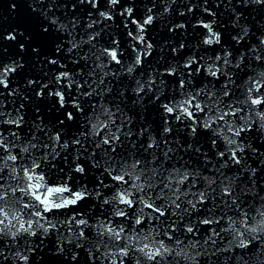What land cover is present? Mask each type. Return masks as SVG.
I'll use <instances>...</instances> for the list:
<instances>
[{
    "label": "snow or ice",
    "instance_id": "1",
    "mask_svg": "<svg viewBox=\"0 0 264 264\" xmlns=\"http://www.w3.org/2000/svg\"><path fill=\"white\" fill-rule=\"evenodd\" d=\"M157 3L166 13L176 0H151L141 22L134 12V0L132 6L127 0H107L106 4L102 0H49V10L54 4L65 9L70 6L73 12L81 7L88 10L90 22L83 25L87 39L77 32L80 21L75 15L64 23L60 16L41 13L47 20L42 32L51 28L58 39L42 61L53 75L49 77L45 71L26 83L35 96L33 120L39 121L33 125L35 132L30 129L21 137L13 130L22 129L25 123L20 113L25 108L23 101L32 103L28 96L22 97L18 107L0 111V126H8L0 130V264H33L32 257L46 240L55 245L54 255L63 257L67 264H80V252L91 243L86 231L93 228L100 242L87 250L91 264L100 258L97 253L102 246L107 249L102 254L106 264H201L199 257L207 255L211 259L221 251L217 241L226 240L231 248L241 250L237 264H253L248 255L253 248L258 264H264L260 260L264 256V152L260 151L264 146V70L248 76L243 99L236 95L239 89L231 72V67L239 70L245 59L264 66V32L256 37V43L242 44L249 40L250 28L240 23L242 14L232 9L235 34L231 39L245 49L235 65L233 52L223 48L224 55L217 54L214 61L210 57L206 69L201 63L204 58L193 54L183 65L149 73L147 79L143 73L136 77L138 66L152 53L153 44L144 34L156 18L153 11ZM237 3L264 7V0ZM207 4L208 0H201L199 8L210 19H198L194 27L206 30L201 33L204 45H221V32L214 30V26L219 27L217 13ZM105 7L106 11L101 10ZM196 7L189 0L180 17ZM117 8L121 9L120 17L137 26L136 35L128 32L139 45H132L136 56L128 65L119 40L113 39L111 45L105 41L97 47L104 29L94 30L98 20L93 13L107 22L113 20ZM179 29H186V25L173 23L168 30ZM0 39L15 41L17 36L8 32ZM85 46L88 52H84ZM24 47L23 43L19 45L21 51ZM185 47L181 41L178 48L171 47V52ZM32 51L38 53L39 49L34 47ZM68 57L76 65L71 71L61 63ZM21 67L18 60H0V91L4 96L19 94L11 81ZM85 68L90 69L86 74ZM202 71L207 73L205 80L208 76L213 79L198 87L201 82L193 83V79ZM124 75L128 84L117 92ZM168 77L174 78L173 91L178 88L183 99L177 101L175 96L164 94ZM114 92L116 96L109 100ZM40 102L54 114L50 127ZM129 102L131 116L125 112ZM13 111L17 113L15 118ZM153 111L162 122L155 129L148 122V114ZM249 133L260 143H246ZM201 137H206V144L200 143ZM185 154L190 157L187 161ZM192 156L202 161V166L193 168ZM42 164H51L61 183L47 182L44 172L39 171ZM90 169L100 174L91 189L85 180ZM113 188L114 194H105ZM88 202L101 210L112 205V217L98 218L95 225L90 224L92 216L83 211ZM59 216L67 219L60 220ZM115 217L125 223L114 224ZM65 226L67 237L61 231ZM204 232L208 235L201 246L199 237Z\"/></svg>",
    "mask_w": 264,
    "mask_h": 264
},
{
    "label": "water",
    "instance_id": "2",
    "mask_svg": "<svg viewBox=\"0 0 264 264\" xmlns=\"http://www.w3.org/2000/svg\"><path fill=\"white\" fill-rule=\"evenodd\" d=\"M59 2V0H57ZM103 3H107V0H102ZM157 2H161V0H157ZM189 0H176V3L172 5V8L168 12H164L163 8L159 3H157L156 8L153 11V15L156 17L150 26H146L147 31L145 32V37L150 40L153 44L152 53L149 57H147L146 62L142 66H138L137 71L135 72L136 77H140L141 73H143L144 79L148 78L149 73L155 74L156 72H164L167 67H175L178 63L183 65L184 61L195 54L197 57H203L204 59L201 63L204 65L206 69L208 67V63L215 60V56L220 54L224 55L223 48H227L229 51L233 52V56L235 58L232 59V65L236 64V60L239 59L242 51H245L241 45H236L234 41H232L231 36L234 35L232 29V18L233 13L232 9H237L241 14L240 23L247 24L250 28L249 40L243 41L242 44H247L249 41L251 43H256V37L260 35L261 32H264V7L255 6V5H244L242 3H237V0H208V4L205 5L207 7L212 8L213 11L217 13L215 20L218 22L219 27L214 26V30L221 32L222 44L221 45H204L202 43L204 36L201 33H206L205 29L200 27H194L198 19H205L207 22L209 17H207L206 13H203L202 8H199V3L201 0H191L193 4H197V7L194 8L192 13H186L182 18L180 17V12H186L187 3ZM49 0H0V37L6 35L8 32H13L14 35L17 36L15 41H6L0 39V60L9 61V60H18L23 64L17 74L12 77L11 87L18 89V95L15 97L8 96L2 94L0 91V111L8 112L12 110L14 107H18L21 102L22 97L28 96L32 103L28 101H23L25 103V108L21 111L20 114L24 115L25 123L22 126V129H14L18 131L21 137H24L25 134L31 129L35 132V128L33 125L38 123L39 121L33 120L34 115V106H35V96L34 94L29 93L26 88L27 80L33 77H39L44 75L45 69L47 66L42 63L44 59H46L47 54L52 51L53 45L58 39V34L54 32L51 28L49 32H42V28L47 26V20L44 18L41 13L47 12L48 15H56L61 17V21L64 23H68L71 20L72 16L75 15L80 21V26L77 29V32L80 35H84L85 29L83 27L84 24L89 23L90 21L87 18V9L81 7L78 8L75 12L72 11L69 6L68 9L63 7H58L56 4L53 5L52 9H48ZM129 6H132L133 0H127ZM168 3H171V0H168ZM15 5L13 8L12 5ZM135 8L134 12L136 13V18L142 20L146 18V6L151 5V0H134ZM184 7V8H182ZM103 11L107 10V7L101 9ZM121 9L117 8L114 13L113 20L104 22L102 18L99 17V14L94 12L93 18L98 20V24L95 27V31H101L104 29L102 36L100 38V44H103L107 41L108 45H111L113 39L120 41V50L124 52L125 60L124 63L126 65L131 64L136 56V52L132 51V45L134 43L138 45V41H133L130 36H128V32L132 31L133 35H136L137 26L132 23L131 20H126L124 17L119 16V12ZM162 13V14H161ZM173 23H184L186 25V29H179L176 32H170L168 29L171 27ZM127 25V26H125ZM80 37L77 36V39ZM84 38L87 39V36L84 35ZM183 41L186 47L179 52L173 54L171 52V47H179L180 42ZM224 41L226 43H224ZM23 43L25 45L24 50L21 51L19 45ZM38 48V53H33V48ZM207 49V50H206ZM234 49H240V51H235ZM89 48L87 46L84 47V52H88ZM83 55V53H81ZM211 57V61L209 58ZM71 57H68L66 60L61 61V63L66 64V67L69 71L76 68L75 64L71 63ZM81 64H84V61H81ZM85 74L90 71L89 68H85ZM116 70L119 71V67L116 66ZM264 70V66H257L256 61H249L245 59L244 63L240 66V69H236L235 67H231V72L236 80V85L238 87V91L236 95L243 99L242 93L244 92L247 85L245 81L247 80L249 75L256 76L257 73ZM54 71V70H53ZM53 75L52 71H48V76L51 77ZM178 73L177 78L178 79ZM207 75L206 72L202 71L199 76L194 77L193 83H197L200 81L201 83H197L198 87H202L203 83H207L212 80L211 76L207 77V80L204 77ZM187 78V77H186ZM174 78L168 77L165 81L167 88L162 89L164 94L168 95L169 98L175 96L176 100L179 101L183 99V96L180 94V90L178 88L174 89V84L171 82ZM160 79L157 78V84L159 85ZM128 84V77L124 75L123 83L118 86L117 92L122 90L125 85ZM116 96V92L109 96V100ZM119 99V97H116ZM235 98V97H234ZM41 103V113L45 116V123L50 127L51 122L53 120L54 114H50L46 105ZM107 103V102H106ZM123 108L124 105H121ZM132 109V104L129 102L127 108H125V112L128 115H132V112L129 111ZM17 115L16 112H12L13 118ZM155 121V123H152ZM148 122L151 127L155 129L158 124L162 122L159 120L158 115L153 111L148 114ZM2 127H8L7 125L0 126V130ZM162 130V128H161ZM7 135V133H5ZM37 135H41L37 133ZM243 135V134H242ZM159 137H157L158 139ZM246 143H252L253 145L259 144L260 140L256 138V136L252 133H249L246 138ZM147 141V137L145 138ZM201 144H206V137L200 138ZM219 143L223 144V141H219ZM206 150V149H204ZM261 152H264V146H261ZM149 158H151L149 156ZM190 157L188 155H184V160H189ZM257 162H259V157H255ZM255 162V160L253 161ZM57 168L60 167L58 161ZM175 163V161H173ZM183 163V161H181ZM251 163V160L249 161ZM177 167L180 165L177 164ZM191 166L193 168L202 166V161L198 162L195 156L191 157ZM255 166V165H253ZM211 168V165L208 166ZM45 174V179L50 184H59L61 183V176L57 173L56 169L52 168L51 164L47 166L41 165V170ZM68 169L65 168V172ZM207 174V173H205ZM100 174L95 170H89L88 175L85 177V180L88 182L89 189L93 187V180L95 177ZM264 175V173H262ZM5 176H7V169H5ZM77 180H79V174H77ZM105 183H112L110 180H106ZM69 187H71V182H69ZM74 190H78L74 189ZM115 188L112 189L111 192H106L105 194L111 196L114 194ZM19 196L20 194L17 193ZM264 195V193H261ZM83 203V202H82ZM82 205H77L76 207H81ZM120 207H124L121 205ZM112 205H105L103 210H101L98 206L95 205L94 202H88L83 205V211L86 215H91L92 219L89 221L90 224L95 225L97 219L100 220L105 219V217H112L113 212ZM62 212H67V215L70 216L72 213L68 210H60ZM147 211V210H145ZM58 219L66 220L67 216H59ZM113 223L116 225H120L125 223L123 218L115 217L113 218ZM130 228V225H125ZM206 227V226H205ZM224 227H227V223L225 222ZM74 230H77L75 226H73ZM61 231L64 232L65 237L69 235L66 231V226L61 228ZM86 235H88V239L91 242L90 244H86L84 246V251L80 252L79 261L80 264H91V261L88 258L87 250L90 247L98 244L100 241L97 237V233L95 228L89 229L86 231ZM208 235L207 232H204L200 235L201 246H203V240ZM230 238V237H229ZM51 239L55 240L56 237L53 236ZM180 239H184L183 236ZM189 240L193 239V237L189 236ZM107 237L104 238V244H108ZM188 241H185L187 244ZM111 246V245H109ZM217 247L221 250L217 255L212 256L211 259L207 255L199 257L201 264H237V257L240 256V249H233L225 242L217 241ZM55 245L51 244L47 240L43 247L37 249L35 255L32 257L33 264H67L63 257L54 255ZM107 249L103 246L100 249V252L97 253V256L100 257L96 264H106L103 261L102 254ZM116 249L113 248V251ZM249 256L252 257L253 264H258L256 258V250L253 248L249 253ZM247 259V257H245ZM260 260H264V256L260 257ZM126 264L128 262L126 261ZM181 264H184L181 261Z\"/></svg>",
    "mask_w": 264,
    "mask_h": 264
}]
</instances>
